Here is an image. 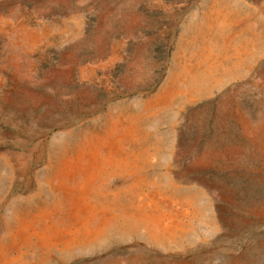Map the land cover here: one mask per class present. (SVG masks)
<instances>
[{"label": "rangeland", "instance_id": "obj_1", "mask_svg": "<svg viewBox=\"0 0 264 264\" xmlns=\"http://www.w3.org/2000/svg\"><path fill=\"white\" fill-rule=\"evenodd\" d=\"M228 12L236 14L235 27L215 39ZM209 18L218 27L197 45ZM27 30L37 34L35 41ZM227 35L237 38L236 52L248 49L242 62L225 51ZM191 59L199 94H190L184 109L168 103L167 116L152 124L165 140L170 128L177 130L161 159L172 158L174 180L186 186L187 202L179 201L193 211L191 236L166 248L139 238L114 241L51 262L264 264V0H0V153L32 160L28 173L13 181L0 161V198L6 197L0 220L9 213V198L30 190L28 174L44 162L33 161L48 140L63 139L74 127L76 134L99 129L97 119L109 108L154 98L172 72L186 81ZM156 170L169 184L168 166Z\"/></svg>", "mask_w": 264, "mask_h": 264}, {"label": "bare ground", "instance_id": "obj_2", "mask_svg": "<svg viewBox=\"0 0 264 264\" xmlns=\"http://www.w3.org/2000/svg\"><path fill=\"white\" fill-rule=\"evenodd\" d=\"M229 14L227 26L219 27L221 31L215 32V39L225 36L220 35L222 31L230 32L235 27L233 18L236 14ZM211 19L204 25L205 38L200 36L197 45L214 34L213 28L218 27ZM192 27L187 31L188 35ZM24 33L33 41L37 38V34L29 30ZM188 35L185 38L192 47L193 39ZM249 35L250 41L259 43L254 33L249 32ZM236 40V37L231 39L227 35L223 45L227 54L242 62L248 49L243 53L236 52ZM255 44L249 42L248 45L255 47ZM201 50L204 48L200 47ZM184 60L179 64H184ZM190 61L192 59L185 61V65L192 67L189 69L191 75L184 80L186 83L172 72L154 98L138 97L121 108H109L106 115L97 119L99 129H85L76 134L77 128L74 127L66 131L63 139L47 141L46 152L41 150L37 160L33 161L44 162L28 174L31 175L28 181L30 190L28 186L24 194L9 198V213L0 220V224L6 226V232L0 234V264H52V259L66 261L78 255L74 253L79 250L95 251L110 242L136 238L147 245L166 248L180 238L191 236L192 225L187 220L193 211L190 205L184 207L182 200L179 201L184 199L187 202L186 186L174 180L172 158L161 159L166 151L164 142L167 141V147L172 148L177 130L170 128L172 136L167 140L152 132L155 128L152 124L167 116L164 110L168 103L184 109L189 102L188 96L199 94L194 87L198 65H190ZM82 76L87 77V74ZM177 80L193 92L185 94L178 88ZM153 108L157 112H151ZM161 128L156 129L161 131ZM231 146L233 151L235 146ZM184 155L185 152L180 157L184 158ZM0 161L8 168L12 181L27 174L32 162L27 156L18 154L13 158L2 153ZM167 166L169 171L165 175L169 184L158 178L156 170ZM159 174L162 176V172ZM185 174L188 173H182ZM5 199L0 198V203ZM107 264L141 263L111 258Z\"/></svg>", "mask_w": 264, "mask_h": 264}]
</instances>
